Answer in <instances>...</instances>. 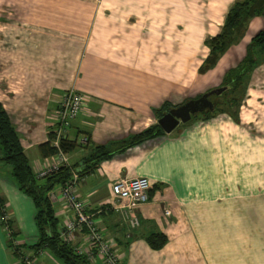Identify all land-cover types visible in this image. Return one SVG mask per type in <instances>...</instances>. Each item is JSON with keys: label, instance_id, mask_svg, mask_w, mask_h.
Listing matches in <instances>:
<instances>
[{"label": "crops", "instance_id": "crops-1", "mask_svg": "<svg viewBox=\"0 0 264 264\" xmlns=\"http://www.w3.org/2000/svg\"><path fill=\"white\" fill-rule=\"evenodd\" d=\"M120 1L58 0L50 2L57 7L29 14L10 8L0 11V45L8 51L0 54V102L35 174L52 161L41 157L37 147L48 140L57 100L66 89L74 88L83 97L81 111L67 131L77 141L89 136L88 143L67 153L70 164L78 162L83 168V159L95 144L124 138L157 122L153 108L172 97L165 87L173 57L183 64L203 58L200 39L203 43L219 33L227 11L240 0H217L225 8L213 13V30L206 38L201 10L192 23L181 14L174 29L171 6H163L158 21L155 13L150 17V11L139 12L138 0L137 11L127 18L116 10L106 11V4ZM137 12L148 15L145 26ZM252 26L264 28V18H253L245 36ZM225 54L203 85L223 74V64L227 69L242 56ZM214 74L218 75L213 78ZM249 94L248 120L241 114L239 122L222 113L207 120L197 116L170 133L88 165L76 192L112 242L121 264H264V91ZM3 170L0 194L14 220L15 240L23 246L19 253L30 254L27 247L37 238L35 207ZM133 176H146L152 184L150 199L135 210L139 224L134 228L109 205L111 183ZM60 188L52 191L61 225L71 213L59 197ZM165 209L171 210L169 216L163 214ZM153 231L167 238L159 249L145 239ZM7 240L0 225V264H20ZM70 244L87 246L84 231L75 232ZM35 258L37 264H63L46 250ZM90 263L102 260L96 257Z\"/></svg>", "mask_w": 264, "mask_h": 264}, {"label": "trees", "instance_id": "trees-1", "mask_svg": "<svg viewBox=\"0 0 264 264\" xmlns=\"http://www.w3.org/2000/svg\"><path fill=\"white\" fill-rule=\"evenodd\" d=\"M255 17L264 18V0H240L234 2L226 13L220 32L204 40L209 51L197 68V72L204 74L214 68L219 59L232 46L237 45L241 41L249 22ZM263 62L264 28H261L250 37L241 58L223 72L220 86H226L227 88L220 95H212L214 110L212 112L209 110L203 111L201 118L207 120L217 114L225 113L235 122H239V109L246 96L248 83L254 70ZM174 105L176 104L169 100H164L158 107L153 108L154 116L158 119L165 110ZM196 117L197 114L191 120H195ZM164 134L165 132L156 122L124 138L111 140L105 144H95L90 148L89 155L83 159V164L86 165L83 168H80L79 163L76 162L69 166H61L55 171L38 177L34 173L23 150L15 125L11 122L0 102V171L3 170L4 166L9 167V177L17 188L32 200L35 207L34 223L37 230V238L34 244L27 247L29 250L27 252L35 256L39 251L46 250L63 264H91L85 254L78 253L70 242L65 241L60 236L59 219L49 194L55 186L61 185L62 187L70 178L73 170H77L80 177H82L89 164H98L102 160L110 159L116 153L124 152L129 147ZM53 136V132L50 131L48 140L38 145L37 148L41 157L47 158L57 153V147L50 143ZM86 137L88 143L89 136L86 135ZM80 145L81 143L77 140L69 137L61 138L59 141V147L65 153H69ZM84 147H88L87 144ZM151 189L150 187L149 196L151 195ZM2 215H7V218L5 221L0 220L1 227L3 228L6 224L10 230L7 246L12 253L21 259L24 254L19 253V251L22 250L23 246L13 244L18 233L14 230V220L11 217L7 199L0 194V217ZM145 239L154 249H159L167 240L165 234L160 231H153L147 234ZM20 264L25 263L20 261Z\"/></svg>", "mask_w": 264, "mask_h": 264}, {"label": "built area", "instance_id": "built-area-1", "mask_svg": "<svg viewBox=\"0 0 264 264\" xmlns=\"http://www.w3.org/2000/svg\"><path fill=\"white\" fill-rule=\"evenodd\" d=\"M82 105L83 97L74 88L66 89L57 100L55 123L51 130L54 136L50 140V143L57 147V153L50 157L52 161L48 165L37 171L36 176L41 177L61 166L70 165L67 153L59 147V141L61 138L68 137V128L80 113ZM78 142L87 143V137L83 136ZM80 179L79 172L73 170L68 181L60 188L59 197L71 214L60 225L59 234L65 241L70 242L75 232L84 231L88 245L75 247L78 253L85 254L90 261L95 260L96 257L101 258V264H120L119 256L114 250L112 242L105 237L103 231L97 226L93 213L87 210L86 202L77 195L76 187ZM151 185L150 179L146 176L119 177L111 183L109 205L121 211L133 228L139 224V217L135 210L140 204L150 199L149 189ZM49 196L52 201L57 199L53 191ZM170 213V209H165L163 214L169 216ZM6 218L7 215H2L0 220L5 221ZM3 230L9 236L10 230L6 224L3 226ZM13 244L17 245L18 242L14 240ZM35 257L36 255L26 253L21 256L20 261L25 264H37Z\"/></svg>", "mask_w": 264, "mask_h": 264}, {"label": "rangeland", "instance_id": "rangeland-1", "mask_svg": "<svg viewBox=\"0 0 264 264\" xmlns=\"http://www.w3.org/2000/svg\"><path fill=\"white\" fill-rule=\"evenodd\" d=\"M53 1H58V0H0V11L6 12L8 11L7 8H10L9 10L12 11H21V12H27L28 14L31 12H35V11H44V10H50V6L52 5V8L57 7L58 4L57 3H50ZM62 3L63 0H60ZM127 0H121L120 2H116L114 3H108L105 6V9L107 12H111L112 10H116L118 12H121V14H123L124 18H127L128 16L131 15L132 12L137 11V2L136 0L134 2H131V0H129L130 2H126ZM121 6V9L119 8V6ZM171 6V17H172V26L175 29L176 25L178 24L179 21V16H181L182 14V18H186L188 23H192V18L195 17V15L198 14V12L201 10L202 15L205 16V20H204V29L203 31L204 33V38L207 37V35H209V30H213V25L212 23H214V18L215 15L213 14L215 11H219L224 7H220L218 4L217 0H138V6H139V12H146V11H150L151 16H154L155 13V20L158 21V16H159V12L163 11V6ZM109 6L113 7L112 9L109 8ZM134 8L132 10V7ZM138 13V18H139V23L143 26H145L146 22H147V16L146 13ZM137 16V15H136ZM222 18V17H221ZM127 23V22H126ZM221 23V20H220ZM215 26V24H214ZM220 27V26H219ZM253 28H256L255 30H253ZM258 28H260L259 26L254 27L252 26L250 31L247 33V35L242 37L243 40L240 41L241 43L233 48L231 47L230 50H228L225 54L231 56L232 54L234 55V53H236V56L243 55L245 52V45L246 43L250 40V37L252 35V33H256L255 31L258 30ZM218 30V29H217ZM253 34V35H254ZM202 35V34H201ZM200 35V37H202ZM172 37H175V34H172ZM202 49L199 51V55H204L203 58L201 57H197L198 60L199 58H201L200 62L198 63L197 59H194V63L192 64L191 60H186L188 62H186L185 64H183V62L180 63V61L178 59L175 60V58L173 57V66L171 67V73L167 79L169 81H167L166 84V91L167 92H171L172 97H171V101H178V100H183L185 97H192L195 96L197 94H199L200 92H204L205 87L209 86V87H215L220 83L221 80V73L218 74H214L213 78L218 75L216 78L212 79V81L209 82V84H205L203 85L202 80L205 79V77H207L209 74H211V71L213 72V70H215L219 64H217L214 68L208 70L207 72H205L204 74H199L197 72V68L199 67L198 64H200L203 59L206 57V55L208 54V47L205 45V43L201 42L200 39V46ZM239 51V52H238ZM141 54L143 51H140ZM243 52V53H242ZM8 53L7 50H5L3 47H1L0 45V54H6ZM148 53L147 51H145V54ZM238 53V55H237ZM141 57H143L141 55ZM223 57V56H222ZM191 63V64H190ZM227 65L223 64L222 66V73L224 72V70L226 69ZM230 67V66H229ZM221 74V75H220ZM219 78V79H218ZM171 82V83H169ZM161 85H163V82L160 83ZM264 91V63L261 64L258 68H256L252 74V78L250 80V82L248 83V87H247V92H246V96L242 102V105L240 106L239 109V117L240 114L242 116L243 119L248 120L249 114L247 113L248 111L245 109L250 108V106H248L246 104V99L248 97H250L249 92L253 93V95L258 94L259 92ZM249 102H251V100H249ZM259 102V101H258ZM260 104V103H259ZM264 110V109H262ZM264 113V111H263ZM221 114V113H220ZM225 117H228L227 114L222 113ZM182 125V124H181ZM4 173L8 174V170L9 167L8 166H4L3 168Z\"/></svg>", "mask_w": 264, "mask_h": 264}, {"label": "water", "instance_id": "water-1", "mask_svg": "<svg viewBox=\"0 0 264 264\" xmlns=\"http://www.w3.org/2000/svg\"><path fill=\"white\" fill-rule=\"evenodd\" d=\"M226 86H215L202 92L198 97H189L184 102L171 106L165 110L157 119V123L165 133H170L180 123L184 124L191 120L193 116L205 110H214L213 100L209 99L212 95H220Z\"/></svg>", "mask_w": 264, "mask_h": 264}, {"label": "flooded vegetation", "instance_id": "flooded-vegetation-1", "mask_svg": "<svg viewBox=\"0 0 264 264\" xmlns=\"http://www.w3.org/2000/svg\"><path fill=\"white\" fill-rule=\"evenodd\" d=\"M221 82V81H220ZM217 86H220V83L217 85ZM211 88V87H210ZM208 89H206L205 91H207ZM202 93V92H201ZM201 93H199V94H197V95H195V96H192L193 98H196V97H198ZM189 97H187V98H185V99H188ZM185 99H183L181 102H179V103H177L176 105H178V104H180V103H182V102H184L185 101ZM209 99H211L212 100V96H210L209 97ZM176 105H174V106H176ZM202 113V112H201ZM201 113H198L197 114V116H201L202 114ZM181 124V123H180Z\"/></svg>", "mask_w": 264, "mask_h": 264}]
</instances>
